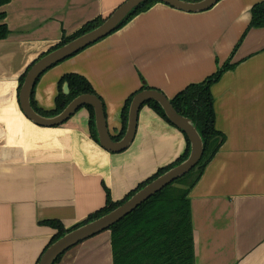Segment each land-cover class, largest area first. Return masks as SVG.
Listing matches in <instances>:
<instances>
[{"label":"crops","instance_id":"1","mask_svg":"<svg viewBox=\"0 0 264 264\" xmlns=\"http://www.w3.org/2000/svg\"><path fill=\"white\" fill-rule=\"evenodd\" d=\"M124 1L10 0L0 7L9 29L0 40V264H37L55 233L43 222L80 223L104 206L105 187L120 201L186 148L183 133L148 105L120 152L90 136L84 106L53 127L34 124L20 108L21 76L63 32ZM258 3L264 0H219L191 13L156 2L47 68L33 86L35 105L50 111L62 77L83 76L114 139L125 101L143 86L171 99L232 65L210 88L224 141L188 194L195 264H264V28L249 26ZM56 264H112L109 230L75 244Z\"/></svg>","mask_w":264,"mask_h":264},{"label":"trees","instance_id":"2","mask_svg":"<svg viewBox=\"0 0 264 264\" xmlns=\"http://www.w3.org/2000/svg\"><path fill=\"white\" fill-rule=\"evenodd\" d=\"M9 2L10 0H0V7ZM156 2L159 1L149 0L139 4L112 32L124 26L131 18L140 12L147 10ZM107 16H98L93 20L86 22L80 29L71 35L67 36L63 32L60 41L49 51L64 45L70 40L100 25ZM5 17V13L0 12V40L5 39L9 34L8 26L4 21ZM249 26L254 28H264V3H258L252 7ZM231 67L232 65L229 63L224 64L214 74L206 77L201 82L187 85L182 91L170 99L174 109L179 114L189 118L196 126L203 142L202 157L191 171L149 197L130 213L106 229L110 232L112 264H195L192 215L188 194L191 187L201 176L206 163L214 156L224 141V135L214 127L213 97L210 88L212 83L217 81L222 73ZM25 74L26 73L20 78L18 89H20ZM65 82L68 84L69 88L67 94H64L61 90L62 84ZM58 87L59 92L55 98V107L50 111H43L35 105L32 89L30 102L36 112L43 116H53L61 112L76 96L80 94L95 95L88 80L79 74L71 73L63 76L59 81ZM143 89L148 88L143 86L138 92ZM136 93L137 92L131 94L125 101L121 112V131L120 134L114 138L116 140L124 134L129 104ZM143 105H148L162 119L172 124L156 101L148 100ZM84 107L88 110L89 114L90 136L94 141L99 143L94 124L93 108L90 105H84ZM183 135L186 140V148L184 152L171 163L159 168L151 177L139 183L135 189L126 194L120 201H113L109 190L105 187L104 206L87 216V218L80 223L66 229L58 220L43 222L55 230V233L51 237L46 248L66 232L99 218L115 209L130 198L141 187L185 160L189 153L190 143L185 133H183ZM65 252L66 251L58 255L52 264H56Z\"/></svg>","mask_w":264,"mask_h":264},{"label":"water","instance_id":"3","mask_svg":"<svg viewBox=\"0 0 264 264\" xmlns=\"http://www.w3.org/2000/svg\"><path fill=\"white\" fill-rule=\"evenodd\" d=\"M149 0H126L113 10L107 18L95 28L70 40L41 56L27 70L18 92L19 105L24 115L34 124L42 127H53L69 119L74 112L84 105H90L94 111V124L99 144L110 152L124 150L133 140L136 131L138 111L148 100L156 101L163 109L170 122L187 136L190 147L185 160L168 169L139 190L130 198L110 212L76 227L50 244L43 252L37 264H52L56 257L72 247L97 233L108 229L125 215L149 197L171 184L176 179L193 169L203 154L201 136L192 121L179 114L172 106L170 99L155 89H143L137 92L129 104L126 129L122 137L114 140L108 132L102 102L94 94H80L73 98L64 109L53 116H43L31 106L30 95L37 78L50 66L91 45L111 33L123 19L139 4ZM175 9L185 12H202L211 8L219 0H155ZM68 92V85L64 84V93Z\"/></svg>","mask_w":264,"mask_h":264},{"label":"rangeland","instance_id":"4","mask_svg":"<svg viewBox=\"0 0 264 264\" xmlns=\"http://www.w3.org/2000/svg\"><path fill=\"white\" fill-rule=\"evenodd\" d=\"M180 186H182V185H180Z\"/></svg>","mask_w":264,"mask_h":264}]
</instances>
